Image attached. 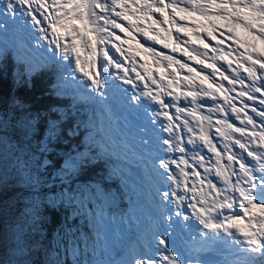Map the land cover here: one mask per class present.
<instances>
[{
	"label": "snow or ice",
	"instance_id": "6c2138e0",
	"mask_svg": "<svg viewBox=\"0 0 264 264\" xmlns=\"http://www.w3.org/2000/svg\"><path fill=\"white\" fill-rule=\"evenodd\" d=\"M168 9H172L169 23L181 32L188 27L195 30V25L180 24L174 15L176 12L203 17L213 33L217 29L210 18L231 21L264 42V0H168L167 3L165 0H0V42L10 41L26 74L34 67L55 65L62 79H71L81 101L99 105L110 118L117 105L125 106L129 115H138L142 110L145 119L151 118L153 127L148 138L140 137L143 150L140 158L148 160L152 174L158 178L154 185L158 214L151 224V240L144 241L149 251L138 255L131 250L124 264H159L153 259L157 238L165 246L162 259L169 264H264V108L250 109L261 118L259 123L247 111L241 117L242 108L249 106L237 108L233 97L228 95L239 84L237 96L253 100L252 93L257 92L264 97V57L234 48L227 55L237 53L236 67L228 62L224 69L217 63L224 55L220 48L213 46L212 56L208 57L207 53L190 47L188 40L176 36V42L185 45L182 54L188 60L211 69L209 74H204L187 62L164 56L136 39L139 30V35L146 40L159 43L156 30L145 29L141 23L151 20L163 26ZM164 31L171 34L170 29ZM128 40H136L157 67H164L167 82L164 77L156 79L144 64H139L136 55H125L123 46ZM42 41L47 42L46 48ZM3 52L4 48L0 47V55ZM162 61L168 63L162 65ZM138 64L145 69L143 73ZM174 65L187 74L177 79L175 73L168 71ZM241 70L245 75H241ZM217 76L221 82L214 79ZM245 76L250 84L245 83ZM117 81L131 87H121ZM222 81H227L232 88H227ZM178 88L182 90L177 92ZM218 92L224 95L218 98ZM202 98L215 103L208 104L207 100L198 103ZM260 104L264 105V99ZM170 108H175L174 116L167 111ZM229 110L243 127L232 120ZM217 112L219 116L213 119ZM158 116H163L167 123L156 120ZM165 132L169 135H162ZM55 134L53 130L51 135ZM213 135L219 144L213 142ZM123 148L133 151V146L126 142ZM14 164L20 170L29 166L28 161L20 158ZM197 166L203 168V175ZM196 224L201 227L196 228ZM164 232L177 236L187 233L197 245L196 252H211L220 258L186 262ZM193 232L202 239L198 240Z\"/></svg>",
	"mask_w": 264,
	"mask_h": 264
},
{
	"label": "trees",
	"instance_id": "16d2710c",
	"mask_svg": "<svg viewBox=\"0 0 264 264\" xmlns=\"http://www.w3.org/2000/svg\"><path fill=\"white\" fill-rule=\"evenodd\" d=\"M2 47L0 264H74L68 257L59 256L60 241L65 236L77 245L84 236L91 245L93 242L96 255L86 253L85 263L113 264L110 257L102 259L104 250L94 244L95 236L88 230L89 225L94 226V213L88 218L82 205L66 204L65 192L75 196L87 191L101 214L108 210L116 217H125L129 230L125 224L120 227V240L133 244L129 252L136 251V236L148 218L143 214L141 224H136L133 216L140 210H151L147 195L153 188L141 186L139 171L121 153L110 151V137L101 133L108 123L100 116L97 104L64 93L63 86L58 85L63 82L60 71L34 67L26 74L16 51L11 46ZM53 130L55 135H51ZM17 158L28 161V168L16 167ZM68 158H76L71 172ZM135 183L140 191L134 188ZM57 189L61 196L56 200ZM51 195L54 197L49 204L46 198ZM101 196L104 199L100 200ZM59 231L63 236L55 238Z\"/></svg>",
	"mask_w": 264,
	"mask_h": 264
},
{
	"label": "rangeland",
	"instance_id": "374dc122",
	"mask_svg": "<svg viewBox=\"0 0 264 264\" xmlns=\"http://www.w3.org/2000/svg\"><path fill=\"white\" fill-rule=\"evenodd\" d=\"M167 3L168 0H165ZM119 10V9H118ZM169 13H172V9H168L165 11L163 16V26H159L157 24H153L151 20H144L141 23V27L145 29H155L158 33L157 39L159 40V43L153 44L151 40H146L143 36L139 35V30H137L136 33V39L141 41L144 45H151L157 52L161 53L164 56L171 55L175 59L179 60L181 63L187 62L189 66L196 68L197 70H202L204 74H209L211 72V69L204 68L202 65L197 64L194 60H188V57L186 55L182 54V50L185 49V45L182 43L178 44L176 42V36H179L181 40H188L190 47H195L199 49L201 52L207 53L208 57L212 56V47L216 46L220 48L224 55L221 59L217 60L218 64H222L224 69H227V63L231 62L233 68L236 67V59L237 56L236 52H232L231 56L227 55V52L234 49L239 48L241 52L248 51L252 53H257L261 55V57H264V42H262L260 39H258L253 34L249 33V31L240 25H237L235 23H232L231 21H225L218 18H210L212 19L213 26L217 29L215 33L212 32V27L208 26L207 21L204 20L203 17L199 15H188L185 16V14L176 12L174 13L176 19L179 21L180 24H191L195 25V30H193L192 27L185 28L184 31H179L177 26H174L169 23ZM47 14V13H46ZM156 15H159L157 13ZM30 19V18H29ZM155 19V16L153 17ZM139 23L138 21H134ZM121 23H124L121 21ZM164 29H170L171 34L164 31ZM117 31L118 30H114ZM122 39L125 38L124 33H120ZM199 35V39L197 36ZM206 35V39H202V36ZM50 39V37H49ZM4 42H0V46H11L10 41L6 43V45L3 44ZM44 47H47V42L42 41L41 42ZM117 43H120V41H117ZM205 44L209 45V47L206 49ZM164 45H167V47H164ZM54 47V46H53ZM110 47V45H109ZM124 50L125 55H136V59L139 62V64H144L146 66V69L150 72L155 74L156 79H160L161 77H164L165 82H167L168 77L165 75V70L163 66L157 67L156 64L153 63V58L144 54L142 50L140 49L139 45L137 44L136 40H128L127 43L124 44ZM128 49H131L132 52H129ZM113 52H115V49H112ZM50 55V54H49ZM116 56L118 59H122L119 55V53H116ZM235 60V61H233ZM207 63V60L205 61ZM167 61H162L163 64H167ZM139 64L137 65L139 71L143 73L145 70L144 68H139ZM129 68H131V65H127ZM259 65H257V68ZM42 70H51L58 72L60 71L55 65H51L49 67H38ZM111 71L115 72L116 69H111ZM169 72H173L176 74V78L179 79L183 75H186V71L184 69H179L178 66H173L172 68L168 69ZM60 73V72H59ZM76 76H80L79 72L74 73ZM226 74L231 75V72H226ZM65 75H67L65 73ZM123 75V73H121ZM129 75L135 78L134 73L131 71L129 72ZM241 75H245L243 73V70H241ZM62 78V77H61ZM217 82H221V78L219 76L214 77ZM63 82H59V86L62 85L63 92H70L72 96L78 97V90L76 86L73 84L71 79L65 80L62 79ZM141 88H143V84H140L139 81H136ZM149 84L153 89L156 88V85L151 84V81H148ZM117 84H120L121 87H128L130 88L131 85H123L120 81L116 82ZM222 83L227 88H232V85L228 86L227 81H222ZM245 83L250 84L251 81L247 79L245 76ZM259 83V81H258ZM57 85V86H58ZM205 87H207V83H205ZM171 90V89H169ZM182 89L178 88L176 89L177 92L181 91ZM91 91V90H90ZM240 91V85L237 84L233 90L228 93L231 97H233V103L236 104L237 108H242V105L247 104L249 107L248 109H243L241 111V117L243 116L244 112L247 111L249 115L253 117V112L250 111L252 107L257 108V110L261 109L260 105L256 104V101H260L262 97L260 93L253 92L252 95L255 97L253 100L247 99V97H239L238 99L235 98V93ZM218 98L224 93H217ZM66 96V95H65ZM165 99H169L168 97H165ZM244 99V100H243ZM204 100H207L208 104H213L214 102L211 101L209 98H202V100L198 101V103H203ZM220 103H223L222 100H219ZM181 103H183V100H181ZM226 106V105H225ZM97 107L100 109V116L108 121V125H104L101 133L103 136H109L111 141H115L117 143H112L111 145V152L113 154H117L119 152L118 147L121 146L122 150V156L123 158L127 157L130 164L135 166V171L142 169V172L144 174V178L141 180L140 177L138 180L140 183H142L141 186H144L146 189H150L153 187V190L151 193H149L148 196V203L150 207V211L148 213H144L143 211H139L137 215L133 216V219H135L136 224H141L140 217L145 214L147 215L148 221L144 224L145 228L141 229L138 235L136 236V253L138 255H143L145 252L149 251L145 249L144 247V241L145 239L151 240V224L153 219L158 214V208H157V200L154 193V185L156 180L158 179L155 177L151 172V165L148 162L147 159H141L142 155V148L140 147V137L143 136L144 138H148V132L151 131L153 125L150 123V119H145V114L141 110V112L138 115L132 116L128 114L127 108L123 105H117L114 109L113 115L110 118L107 113H105L99 105ZM153 107L158 108V105H153ZM227 107V106H226ZM170 115H175V108L167 109ZM201 111H204L203 109ZM204 114H207L205 111ZM229 116L232 117V120H234L237 124V126L243 127V125H239V121L236 120L235 116H232L231 111L229 110L228 113ZM219 116V113L213 114V119ZM258 123L260 121V117L257 116V118L253 117ZM156 120L167 123V120L164 119L163 116L155 117ZM180 123V121H178ZM177 121H174L175 124H179ZM109 127V128H107ZM107 128V133L105 132ZM144 128L146 131L142 132L141 129ZM114 130V132L112 131ZM112 131V132H111ZM111 132V133H109ZM104 133V134H103ZM109 133V134H108ZM164 136H168L169 133H162ZM215 138L216 136H212ZM126 142L130 146H133V151H127L123 148V143ZM214 143H217L213 139ZM219 144V143H217ZM114 147V149H112ZM166 147V146H165ZM235 150V149H234ZM236 151H240L239 149H236ZM205 152L207 150L205 149ZM126 153V154H125ZM176 155H181L177 153ZM246 155V154H245ZM67 166L69 168V172H71L74 169V166L76 164V158L71 159L68 158L67 160ZM226 163V161H225ZM198 170L203 175V168H199ZM150 168V173L149 172ZM187 171H191L190 169H187ZM190 180L194 179L193 177H189ZM214 179V177H213ZM190 186V185H189ZM134 188L139 190L138 184L135 183ZM140 191V190H139ZM64 193L65 203L68 202L74 203V205H82L84 210H82L83 213L88 215V218H92V214L94 213V226L91 227L89 225L88 230L95 236L94 244L98 247H102L104 250V256H102L103 260H106L107 257L111 258V262L113 264H124L125 261L129 259L130 252L128 249H130L129 246H133L132 243H126L125 241H121L122 232L120 227L125 224L127 229L129 230V224L127 223V220L125 217L123 219L119 216H115V212L105 210L102 214L100 212L99 206L92 205L93 199L89 197L88 192H84L83 194H78L73 196L72 194H66ZM61 192L59 189H57V199H60ZM87 196V197H86ZM99 194L96 193V197L98 198ZM52 197L46 198L47 203H52ZM54 199V198H53ZM99 199H104L99 197ZM55 201V200H54ZM110 202V200H109ZM108 205H112L109 204ZM185 205H181L180 207H184ZM112 207V206H111ZM106 209V208H105ZM99 214V219H98ZM189 215L191 214L189 210ZM85 215V216H86ZM196 228H200L199 224L195 225ZM58 234L63 236V233L60 231L56 233L55 238L58 237ZM164 235L168 237L169 241L172 242V246L181 253L185 261H197V260H208V261H214L219 259L217 255L211 252H205L200 253L196 252L195 249L192 248V242H191V236H189L187 233L183 234V236H177V235H170L169 232H164ZM192 235H196L198 238V234L196 232H193ZM201 238V237H200ZM202 239V238H201ZM71 238L68 236L64 237V240L60 241L61 250L59 252V256L61 258L68 257L69 261H80L81 263H85L84 256L86 253H88L91 256H95L96 252L90 242H88L86 236H84L81 239V244L77 245L76 242H71ZM66 244V246H65ZM194 244V243H193ZM164 245L159 244V239L156 240V250H155V256L153 257L154 260L158 261L159 264H169V261H165L162 259V256L165 254L163 252ZM68 253L70 254H67ZM75 251V255H73V252ZM125 252V253H124ZM151 254V253H149ZM175 254V253H173ZM189 254V255H188ZM210 254V255H208ZM54 256V254H53ZM106 257V258H105ZM126 257V258H125ZM86 264V263H85Z\"/></svg>",
	"mask_w": 264,
	"mask_h": 264
},
{
	"label": "bare ground",
	"instance_id": "6f19581e",
	"mask_svg": "<svg viewBox=\"0 0 264 264\" xmlns=\"http://www.w3.org/2000/svg\"><path fill=\"white\" fill-rule=\"evenodd\" d=\"M202 39H206V35H205V36L203 35V36H202ZM233 61H235V60H233ZM234 96H235L236 99L239 98V96H237L236 93H235ZM243 100H244V99H243ZM214 103H215V102H214ZM214 103H213V104H214ZM256 104H257V105H260L261 108H264V105H261V104H260V101H259V102L256 101ZM253 117L257 118L256 113L253 114ZM177 122H178V121H177ZM178 123H179V122H178ZM179 124H180V123H179ZM105 132L107 133V129L105 130ZM213 139H214L217 143H219V139H218L217 137H215V138L213 137ZM111 142H112V143H113V142H114V143H117V142H115V141H111ZM120 149H121V146L118 147V150H119L118 153H121V154H122V150H120ZM235 151H236V149H235ZM207 155H208V156H211V153H207ZM125 159L128 161V158H127V157H125ZM128 163H129V162H128ZM130 165L133 166V167L135 168L134 165H132V164H130ZM137 171H139V172H138V178H139V176H140V179L142 180V179L144 178V174H143V172H142V169L140 168V170H137ZM141 180H140V181H141ZM140 181H138V182H139L140 185H142V183H140ZM199 226H200V225H199ZM200 227H201V226H200ZM198 239H200L199 236H198Z\"/></svg>",
	"mask_w": 264,
	"mask_h": 264
}]
</instances>
